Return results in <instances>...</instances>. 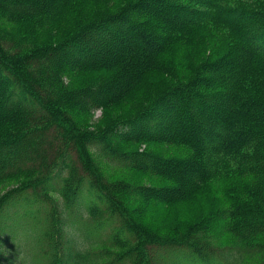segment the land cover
I'll return each instance as SVG.
<instances>
[{
  "label": "trees",
  "instance_id": "trees-1",
  "mask_svg": "<svg viewBox=\"0 0 264 264\" xmlns=\"http://www.w3.org/2000/svg\"><path fill=\"white\" fill-rule=\"evenodd\" d=\"M75 1L0 0V229L32 192L28 220L47 245L38 264H264V12L222 0H133L29 51L8 38L9 21L46 30ZM208 21L242 45L133 115L101 128L90 121L163 72L167 46ZM87 73L96 81L72 87ZM142 141L180 151L124 149ZM65 160L59 193L51 182ZM215 181L229 203L203 224L152 232L139 224ZM53 193L60 208L46 200ZM44 202L48 212L36 209Z\"/></svg>",
  "mask_w": 264,
  "mask_h": 264
},
{
  "label": "rangeland",
  "instance_id": "rangeland-1",
  "mask_svg": "<svg viewBox=\"0 0 264 264\" xmlns=\"http://www.w3.org/2000/svg\"><path fill=\"white\" fill-rule=\"evenodd\" d=\"M131 1L133 0H76L53 23L51 28L36 30L33 28L31 21L11 20L6 26L9 29L5 31L9 39L17 41L29 51L36 44L44 45L50 41L63 40L75 31L79 24L99 18L102 13L108 14L118 11L123 5ZM222 1L230 8H235V11L264 12V0ZM242 31L244 30L242 29ZM184 35L187 36L185 39H177L171 42L167 46L166 52L161 56L164 66L163 72L148 73L144 82L135 90L131 98L111 107L105 114L101 112L92 114L90 121L97 128H101L102 124L125 119L142 110L147 101L155 99L169 86L192 79L201 63L213 61L231 48H238L242 45L241 38L236 36L231 29L212 21L194 26L189 34ZM71 80H73L72 87H79L93 83L96 81V76L92 73L80 74L75 78H71ZM3 135L4 130L0 129V138H3ZM124 147L127 151L147 150L156 154L169 153L175 156L180 151L173 146L154 145L145 141L140 143L126 142ZM69 154L67 164L71 159L75 161V154L72 152ZM66 168L68 170L65 160V166L62 167V170H59V173L51 182L53 190L59 193L63 189V180L69 178H67ZM145 179L142 178L139 183L144 185L147 182ZM3 189L0 187V193ZM227 192L223 181L212 182L188 202L158 206L153 212L148 213L144 219L139 220V224L151 232L164 231V229L169 228L189 229L195 225L203 224L209 217H213L214 213L220 212V208L226 204V201L229 203L226 197ZM31 193L25 194V202H20V204L23 203V208L18 207L17 211L13 209L8 212L10 214L15 211L17 214L15 217L10 214L11 216H3L1 219L5 224L3 223V228L0 229V264H38L39 260L37 259L42 254V249L47 248L45 239L44 241H38L37 244L38 237L36 234L35 237L32 233L34 227L28 220L31 209H35V199L31 200ZM52 198L60 208L63 204L61 195L49 194L46 200ZM48 206L49 204L44 202V204H38L36 209L48 212ZM10 217H14L12 223ZM47 263L48 259L40 262V264Z\"/></svg>",
  "mask_w": 264,
  "mask_h": 264
},
{
  "label": "bare ground",
  "instance_id": "bare-ground-1",
  "mask_svg": "<svg viewBox=\"0 0 264 264\" xmlns=\"http://www.w3.org/2000/svg\"><path fill=\"white\" fill-rule=\"evenodd\" d=\"M111 30V29H110ZM5 189V188H4ZM1 196V195H0Z\"/></svg>",
  "mask_w": 264,
  "mask_h": 264
}]
</instances>
